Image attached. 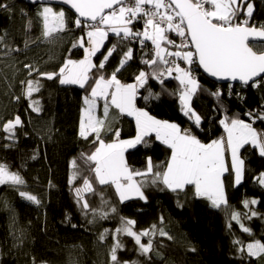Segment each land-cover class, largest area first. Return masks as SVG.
Listing matches in <instances>:
<instances>
[{
	"label": "trees",
	"instance_id": "1",
	"mask_svg": "<svg viewBox=\"0 0 264 264\" xmlns=\"http://www.w3.org/2000/svg\"><path fill=\"white\" fill-rule=\"evenodd\" d=\"M251 1L255 6L252 23L257 27L264 25V0ZM0 2L11 6L10 12L0 10V37H3L0 42V95L3 86L13 85L20 97L19 104L10 99L12 114L3 116L0 121V163L24 178L25 184L18 186L19 190L35 195L40 201L35 204L22 198L17 187H0V264H112L111 248L117 236L115 229L121 227V218L134 220L133 230L137 233L148 230L149 236H142L141 242L146 244L151 240L153 244L152 251L144 255L133 238L119 234L124 247L117 255L129 264H264V254L250 257L246 250L248 243L257 240L264 243V186L257 179L264 172V158L259 156L258 149L247 145L241 151L245 173L239 186L234 184L233 176L226 174L228 203L221 208H213L207 198L195 197L190 190L172 192L159 182L152 184L151 176L140 181L146 201L137 198L121 203L114 186L99 185L81 159V153L89 154L95 147L92 137L84 140L79 136L84 97L90 94V88L61 85L58 78L48 80L35 71L58 72L66 59H83V49L73 48V44L81 36L86 39L90 29L75 27L76 16L68 10L49 6L56 11L64 10L68 22L64 31L45 37L42 17L38 15L44 5H28L21 0ZM113 44L117 45V51L105 68L100 72L93 69L90 76L109 77L119 66L122 51L128 47L133 49V59L117 73V78L122 83H134L141 70L152 71L147 65H141L142 59L152 58L151 52L140 51L138 46L112 34L101 52L106 54ZM17 49L24 53L17 56ZM102 59L99 53L94 63L99 64ZM24 65H31V75L23 70ZM29 80L38 81L40 85V90L33 92L31 97L26 95ZM197 80L201 90L191 103L202 116L199 127L181 112L180 85L175 79L160 84L150 78L145 88L138 91L136 106L156 119L190 129L204 143L226 136L219 123L225 115L250 123L253 117L245 113L264 109V81L259 87L231 86L229 94V86L216 84L201 75ZM217 90L222 93L220 97L211 94ZM32 101H38L39 112L32 111ZM103 104L100 102L101 107ZM17 115L23 122L22 127H17L15 136L8 139L3 125ZM100 116H103V108ZM108 121L113 129H120L121 139L135 136V121L119 114L118 110L110 108ZM257 127L264 130V123ZM102 137L106 142L114 138L111 132L102 133ZM145 139L147 146L140 144L125 154L132 169L144 171L149 157L155 165L165 163L170 157V149L154 136ZM74 159L77 169L72 167ZM228 160L230 162V156ZM74 172L78 174L70 183ZM85 177L92 181L95 189L84 195L90 206L88 210L82 209L75 194V189L83 186ZM102 196L106 204L102 203ZM252 199L258 203L245 208L243 201ZM112 207L116 208L115 213ZM92 209L97 212L93 213ZM101 211L108 214L106 219L101 218ZM251 211L257 215L249 219ZM233 212L240 213L241 223L251 234L243 232L231 219ZM105 229L108 232L101 240ZM161 229L168 235L161 236ZM242 245L244 251L239 250Z\"/></svg>",
	"mask_w": 264,
	"mask_h": 264
},
{
	"label": "snow or ice",
	"instance_id": "2",
	"mask_svg": "<svg viewBox=\"0 0 264 264\" xmlns=\"http://www.w3.org/2000/svg\"><path fill=\"white\" fill-rule=\"evenodd\" d=\"M63 3L75 10V27L90 29L86 32V40L81 36L78 42L73 44V48L83 49V59H66L58 72H39V69L35 71L48 80L58 78L61 85L90 88V94L84 97L79 136L84 140L93 138L91 143L95 146L94 151L89 154L81 153V159L88 165L95 181L102 186H114L121 203L134 197L146 200L142 190L144 185L135 177L151 176L152 184L159 182L172 192L190 190L195 197L207 198L213 208L227 205L226 174L233 176L235 185H240L244 179L245 160L241 158V149L251 145L258 149L259 156L264 158V131L253 127L255 120L264 122V109L245 113L253 117V123L225 115L219 123L226 137L204 143L193 135L190 129H181L176 123L156 119L144 109L138 108L136 97L138 90L145 88L150 78L163 84L165 75L172 77L180 85L178 99L181 112L199 127L202 116L191 103L193 96L201 90V85L193 75L194 64L219 80L238 81L249 87L261 86V81H264V25H250L254 11L251 0H63ZM0 10L10 12L11 6L0 2ZM38 15L42 17L45 37L62 32L67 26L68 17L64 10L56 11L52 7L44 6ZM141 20L142 29L134 30L135 23ZM109 31L120 37L121 41H138L142 47L146 41H150L153 56L151 59H142L141 63L152 71L141 70L135 76L134 83H122L117 78V73L133 59V49L128 47L126 51H122L119 66L109 77L103 74L90 76L93 69L97 72L103 70L109 58L117 51V45L113 44L106 54L101 52ZM171 34L179 37L180 43L171 38ZM2 41L3 37H0V42ZM253 41L261 43L257 45ZM171 48L176 50L172 51ZM98 52L103 59L96 64L93 57ZM169 57L173 59L170 60ZM177 59L183 61L187 67H181L176 62ZM26 67L30 69L31 75V66ZM39 90L38 81H27L28 97ZM211 94L216 97L222 95L220 90ZM151 95L149 90V96ZM100 99L104 101L103 116L97 117L95 110ZM30 107L34 112L40 111L38 101H32ZM110 108L118 110L121 115L134 118V137L120 138V129H113L108 123ZM22 124L18 115L7 121L3 125V130L9 134L7 138L12 139L16 128L22 127ZM107 132H111L114 137L111 142H106L102 137V133ZM153 134L155 140L170 149L169 159L165 163L155 165L149 157L144 171L130 168L125 158L127 150L140 144L147 146L145 138ZM72 167L78 168L75 159L72 161ZM77 174L73 173L70 183L76 179ZM257 179L259 184L264 186V172H261ZM24 184L25 180L18 172L10 171L8 165L0 163V186L7 185L18 189V186ZM18 191L22 198L35 204L40 203L35 195L19 189ZM94 191L92 181L86 177L83 179V186L75 189L77 202L81 204L82 209L90 208L83 193ZM101 200L102 203H107L103 196ZM257 203L255 199L245 200L243 206L249 208ZM92 211L97 212L96 209ZM111 211L115 213L117 210L112 207ZM256 215L255 211H251L248 218ZM100 216L106 219L108 214L101 211ZM231 219L240 225L243 232L251 234V230L241 223L240 213L233 212ZM121 222V227L115 229L117 236H114L115 243L111 248L112 264H129L128 261L118 258L117 251L124 247L118 238L119 234L133 238L141 254L146 255L153 249L151 240L146 244L141 242L142 236H149L148 230L137 233L133 230L134 220L121 218ZM107 232L105 229L101 240ZM159 234L168 235L162 229ZM234 243L241 244L240 241ZM239 250L244 251L245 247L242 245ZM246 250L250 257H260L264 254V243L259 240L248 243Z\"/></svg>",
	"mask_w": 264,
	"mask_h": 264
},
{
	"label": "bare ground",
	"instance_id": "3",
	"mask_svg": "<svg viewBox=\"0 0 264 264\" xmlns=\"http://www.w3.org/2000/svg\"><path fill=\"white\" fill-rule=\"evenodd\" d=\"M252 2V1H251ZM53 7V6H52ZM255 7V6H254ZM254 12V11H253ZM250 22H252V19H251V21ZM135 27H142V25H140V24H135ZM110 35V34H109ZM171 38H173L174 39V37H173V35L171 34ZM132 43V46H138V49L140 50V51H149V52H151L152 54H153V46L151 45V42H145V46H141L138 42H136V41H132L131 42ZM255 44H260V43H255ZM103 49V48H102ZM101 49V50H102ZM170 50H172V51H175L176 49L175 48H171ZM15 53H16V55L17 56H21L23 53H24V50H20V49H17L16 51H15ZM100 52H98L97 54H99ZM94 58H95V56L93 57V62H94ZM143 63H141V65H142ZM31 66V65H30ZM181 67H187V65H183V66H181ZM192 68L194 69H196L197 71H195V70H193V74H195V73H197L198 74V76H202V73L200 72V70H199V68H198V66L197 65H193L192 66ZM23 70L24 71H26V72H29L30 71V69L28 68V67H26V65H24V67H23ZM173 76H175V73H173ZM163 79H164V81H167V80H171V79H173L172 77H168L167 75H165V77H163ZM229 85H231V86H242V87H244L243 85H235V84H229ZM229 85H223V86H229ZM2 92V91H1ZM1 96V95H0ZM12 102L14 103V104H19V102H20V97L17 95V93L13 90V95H12ZM135 121V120H134ZM256 121V124L254 125L253 124V127H255L256 129L258 128V129H262V128H259V127H257V125L259 124V123H264V122H262V121H260V120H255ZM250 123H253V120L250 122ZM154 136V135H153Z\"/></svg>",
	"mask_w": 264,
	"mask_h": 264
},
{
	"label": "water",
	"instance_id": "4",
	"mask_svg": "<svg viewBox=\"0 0 264 264\" xmlns=\"http://www.w3.org/2000/svg\"><path fill=\"white\" fill-rule=\"evenodd\" d=\"M22 2L28 4V5H33V6H38V5H44V6H53V7H59L68 10L69 12L73 13L76 17L77 14L75 13L74 9H71L70 5H66L63 3V0H36V2H33V0H21ZM85 23H92L91 21H85ZM253 43H261L259 41H253ZM200 72L202 73V76L215 82L216 84L219 85H229V84H235V85H242L238 81H227V80H219L215 77H212L205 73L202 68L198 67ZM259 80V78H256ZM244 86V85H243Z\"/></svg>",
	"mask_w": 264,
	"mask_h": 264
},
{
	"label": "rangeland",
	"instance_id": "5",
	"mask_svg": "<svg viewBox=\"0 0 264 264\" xmlns=\"http://www.w3.org/2000/svg\"><path fill=\"white\" fill-rule=\"evenodd\" d=\"M251 21V20H250ZM249 21V23H250V25L251 24H253L252 22H250ZM107 30V29H106ZM110 33H112L111 31H109L108 32V36H109V34ZM86 39H87V37H86ZM85 39V40H86ZM106 41V40H105ZM147 42H150V41H147ZM104 44H105V42H104ZM103 48V47H102ZM101 48V49H102ZM75 86H78V85H75ZM79 87V86H78ZM3 88L4 89H2V92H1V96H0V121H3V116L5 117V116H9V115H11L12 113H11V108H10V105H12L11 104V101H10V99H11V97H12V95H13V90H14V87H13V85H12V87H6L5 88V86H3ZM141 89V88H140ZM139 89V90H140ZM138 90V91H139ZM193 99V98H192ZM102 100V99H101ZM103 101V100H102ZM14 102V101H13ZM192 102V101H191ZM8 114V115H7ZM95 114H96V116L98 117V114H97V112L95 111ZM131 119H133L134 120V118H132V117H130ZM1 123V122H0ZM181 129H183L182 127H181ZM186 129V128H185ZM257 130L258 131H264L263 129H258L257 128ZM154 135V134H153ZM226 137V136H225ZM91 137H89V139H90ZM138 146V145H137ZM136 146V147H137ZM135 147V148H136ZM135 148H132V149H135ZM132 149H128L127 150V152L128 151H130V150H132ZM243 149H241V151H242ZM126 152V153H127ZM125 153V154H126ZM139 178V176L138 177H135V179L138 181H141V180H143L144 179V177H142V178H140V179H138ZM244 180V179H243ZM243 180H242V182H243ZM241 182V183H242ZM236 186H239V185H236ZM1 187V186H0ZM87 193H83V195H86ZM138 197H134V198H132V199H137ZM132 199H130V200H132ZM127 201H129V200H126V201H124V202H127ZM143 201H146V200H143ZM262 255V254H261Z\"/></svg>",
	"mask_w": 264,
	"mask_h": 264
},
{
	"label": "built area",
	"instance_id": "6",
	"mask_svg": "<svg viewBox=\"0 0 264 264\" xmlns=\"http://www.w3.org/2000/svg\"><path fill=\"white\" fill-rule=\"evenodd\" d=\"M135 24H136V25H137V24L142 25V24H143V21L141 20V21H139V22H136ZM172 35H173L174 39L176 40V42H177V43H180V38L177 37V36H175V34H172ZM169 59L171 60V59H173V58L169 57ZM176 62L179 63L180 66L186 65L183 61H180V60H178V59L176 60ZM193 75L196 77V79H198V74H197V73H195V74H193ZM253 124L255 125V124H256V121H255Z\"/></svg>",
	"mask_w": 264,
	"mask_h": 264
},
{
	"label": "crops",
	"instance_id": "7",
	"mask_svg": "<svg viewBox=\"0 0 264 264\" xmlns=\"http://www.w3.org/2000/svg\"><path fill=\"white\" fill-rule=\"evenodd\" d=\"M110 34H112V35H116V34L113 33V32L110 33ZM100 102H103V103H104V101H102L101 99L97 101V107H96V110H95V111L97 112L98 117H101V116H100V110L103 108V106H102V107L100 106ZM125 116H127V115H125ZM128 117H130V116H128ZM132 118H133V117H132ZM108 123H109V121H108ZM246 146H247V145H246Z\"/></svg>",
	"mask_w": 264,
	"mask_h": 264
}]
</instances>
